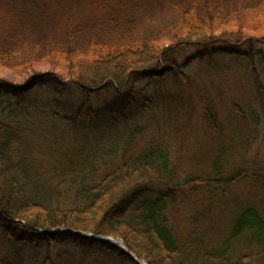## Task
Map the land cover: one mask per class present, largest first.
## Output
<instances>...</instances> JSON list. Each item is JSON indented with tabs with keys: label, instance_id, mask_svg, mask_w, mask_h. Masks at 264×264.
<instances>
[{
	"label": "trees",
	"instance_id": "1",
	"mask_svg": "<svg viewBox=\"0 0 264 264\" xmlns=\"http://www.w3.org/2000/svg\"><path fill=\"white\" fill-rule=\"evenodd\" d=\"M116 2V17L86 35L69 30L37 59L14 66L0 57V68L16 75L33 71L23 84L0 80V240L19 247L0 264H75V254L100 264H139L112 244L80 235L89 233L122 240L147 264H264V216L253 205L225 218L224 239L214 238L208 213L192 215L195 227L186 236L170 220L184 189L225 192L249 181L264 193V165L225 170L217 156L210 174L181 178L162 143L138 141L144 127L130 130L122 147L108 133L164 108V85L187 89L197 63L249 70L263 98L256 69H264V0H223L226 8L218 2L215 11L187 12L175 30L145 38L135 37L136 17L156 1ZM60 3L71 11L82 0ZM240 11L256 13L261 23L245 27ZM105 27L123 32L104 37ZM38 64L49 69L35 70ZM201 106L207 126L221 132L214 106Z\"/></svg>",
	"mask_w": 264,
	"mask_h": 264
},
{
	"label": "rangeland",
	"instance_id": "2",
	"mask_svg": "<svg viewBox=\"0 0 264 264\" xmlns=\"http://www.w3.org/2000/svg\"><path fill=\"white\" fill-rule=\"evenodd\" d=\"M155 1L151 10L137 14L135 37H153L167 28L175 30L184 22L185 13L190 12V16L198 12L203 14V8L208 6L215 11V6L223 0ZM117 7L116 0H82L79 7L71 11L66 10L60 0H0V57H5L14 66L29 59H37L64 42L69 30L82 29L81 34L86 35L91 26L99 29L101 21L117 16ZM240 16L245 18V27L252 28L261 23L256 13L250 15L240 11L237 18ZM127 28L125 25L124 29ZM122 32V28L108 30L105 27L102 35L118 38ZM222 60L217 59L219 62ZM34 69L48 70L49 67L38 64ZM256 71L258 81L264 86V69L257 67ZM32 72L31 69L16 75L14 71L0 68V80L8 79L13 84H23V78L27 79ZM189 74L190 87L176 88L166 83L163 87L166 93L163 96L166 104L164 108L159 105L148 114L130 118L127 124L118 127L115 134L108 131L112 134L110 141L122 147L129 138L130 130L144 127L145 137L138 141L142 140L143 144L153 142L154 145L156 142L162 143L181 178L192 174H210L217 156L226 164L225 170L232 167L245 169L251 164L263 166L264 97L259 93V83L255 82L252 72L233 65L217 70L214 66L197 63L191 67ZM262 93L264 96V90ZM203 102L214 106L221 132L207 126L201 106ZM107 160L110 162V158ZM100 173L98 171L96 175ZM254 186L252 182L240 181L227 187L225 192L219 189L211 193L208 187L202 186L184 189L178 195L174 207L170 208V220L176 230L186 236L195 227L190 220L192 215L208 213L210 216L207 218L210 220L207 223L215 229L214 238L224 239L228 226L225 218L239 207L253 205L264 216V193ZM212 195H215V200L210 203L208 198ZM218 216L219 219L215 221ZM210 240L212 238L207 239ZM241 246H238V250ZM14 248L19 247H12L0 240V259L8 256ZM25 254V262L28 263L31 261L28 250ZM90 259H83L77 254L74 256L75 264H100Z\"/></svg>",
	"mask_w": 264,
	"mask_h": 264
},
{
	"label": "water",
	"instance_id": "3",
	"mask_svg": "<svg viewBox=\"0 0 264 264\" xmlns=\"http://www.w3.org/2000/svg\"><path fill=\"white\" fill-rule=\"evenodd\" d=\"M58 231V230H56ZM55 231V232H56ZM74 234H79L77 233L76 231H72ZM82 235L83 237H86V238H92L94 240H98V241H102V242H105V243H108V244H112L113 246H115L116 248H118L121 252L123 251L131 260H135L136 262H138L139 264H146L145 261H140L137 259V257L131 253L129 251V249L126 248L125 246V243L122 241V240H116V239H113L112 237H103V236H95L93 234H80Z\"/></svg>",
	"mask_w": 264,
	"mask_h": 264
}]
</instances>
